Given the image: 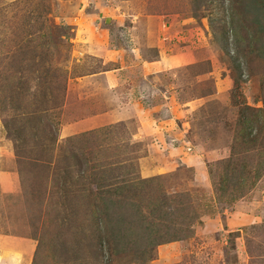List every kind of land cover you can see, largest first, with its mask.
<instances>
[{
	"label": "rangeland",
	"instance_id": "374dc122",
	"mask_svg": "<svg viewBox=\"0 0 264 264\" xmlns=\"http://www.w3.org/2000/svg\"><path fill=\"white\" fill-rule=\"evenodd\" d=\"M236 1L0 0V167L21 183L0 188V233L36 241L30 264H264V34L233 43L228 14L253 31L264 18L247 11L259 0ZM145 13L170 16L149 29L184 57L151 77L152 96L131 53ZM98 30L126 50L120 100L97 77L120 66L91 48ZM163 199L183 233L156 249L142 218ZM239 214L251 220L234 229ZM108 230L123 239L101 244Z\"/></svg>",
	"mask_w": 264,
	"mask_h": 264
},
{
	"label": "crops",
	"instance_id": "0c3cea01",
	"mask_svg": "<svg viewBox=\"0 0 264 264\" xmlns=\"http://www.w3.org/2000/svg\"><path fill=\"white\" fill-rule=\"evenodd\" d=\"M101 14V12L98 13V16ZM145 15V16H144ZM123 15H120L122 17ZM136 19H139V26L134 29H137V35L139 34H144V36H141V41L139 43V47H135L134 49L131 48V53L135 56V59L142 60V68L144 69L145 72V80H146V91L149 93V96H152L154 94V91L152 90V80L151 77L157 75L158 73L165 72L167 70H173L176 68H179L181 65L184 57L182 53L180 52H175L172 49V45L170 43L164 42V38L162 37L163 33H159L156 35L153 31L149 29L148 23L152 22L153 20H161L162 23H166L165 20H168L170 16L166 15H159L155 16H146V13L139 16H134ZM149 19V20H148ZM149 21V22H148ZM151 24V23H150ZM167 25V24H165ZM100 27V25H98ZM146 28H148L146 31ZM95 33V31H92ZM126 33V32H125ZM106 32L105 30H98V34L95 35L96 39L94 44H92L91 48L95 50V53H98L99 57H102L104 66L108 65L109 63H113V65H116L115 63H120V66L114 67L113 69H107L100 74L97 75V77H103V81L105 83V86L107 87V90H110L112 92V98H116L117 100H120V91H122L123 82L124 79L123 77L120 79L118 78V75L124 71L128 67L124 63V60L120 61L123 59V54L121 52H126V50H119L115 49L113 50H108L107 46L105 45L104 41L100 38L99 36H105ZM89 41H92L90 39ZM94 41V40H93ZM157 42L156 44H151V42ZM130 48V44H129ZM150 50H154L155 54L153 56H150V60L144 59V55L146 53H150ZM104 50L103 52H101ZM122 52V53H123ZM146 60V61H145ZM128 64V63H127ZM149 69H152L150 72ZM157 69L158 71L154 70ZM126 82V81H125ZM130 84H128L129 86ZM128 90V89H127ZM97 91V88L95 89ZM130 91V90H129ZM159 91V90H158ZM162 92V94L167 98L168 95L165 90L159 91ZM172 95V94H171ZM146 114V113H145ZM142 130L140 129L139 135L143 136H151L154 135L156 132L155 128V123L148 122V120L144 123L142 121ZM154 137L153 139H155ZM158 148H161V146H158ZM157 147L154 145L153 149L157 150ZM161 153L159 152V155ZM191 160V159H190ZM199 158L196 159L195 157V162H197ZM6 168L9 166H15V164L12 163V161H8ZM0 188L3 190L4 193H9L11 195L19 194L21 191V183L18 178V173L12 170H6L0 167ZM1 219V218H0ZM251 220V216L246 215V214H239L237 216L236 222H234V219L231 220L229 219V226L234 227H240L243 224H240L242 222H249ZM36 249V241L31 240V239H24L23 237L19 236H13V235H6L5 233H0V264H30V261L32 259V256L35 252ZM19 255V256H18ZM2 259V262H1ZM11 259V260H7ZM6 261V262H5ZM8 261V263H7Z\"/></svg>",
	"mask_w": 264,
	"mask_h": 264
},
{
	"label": "trees",
	"instance_id": "16d2710c",
	"mask_svg": "<svg viewBox=\"0 0 264 264\" xmlns=\"http://www.w3.org/2000/svg\"><path fill=\"white\" fill-rule=\"evenodd\" d=\"M241 1H243V0H241ZM229 2L233 6H236L238 4V7H239V3L240 2H238L236 0H231V1L229 0ZM238 7H236L235 9L231 8V10H230V12L228 14V16H229V24H230V28H231V33H233L232 37L234 38L233 39L234 40L233 43H237V42L239 43V41L243 39L239 32L241 31V29H244V30L248 31L249 37L252 38L251 41H250V45H254L255 42L259 41V39H258L259 36L264 34V23L259 21L260 19L254 20V25L256 26V28L253 31V28L250 27V24L245 25V23L241 20V17H240V15L238 13V10H237ZM247 8H248L247 11L252 10V12H254L257 16H263V18H264V0L253 1ZM255 45L257 46V44H255ZM255 51H256V53H258L260 55V57H263V59H264V45L260 44L252 52H255ZM121 188H122V186L117 188V189H115V192L116 193H117V191L120 192ZM108 192H109V194H112V190H110ZM153 201H155V200H153ZM167 205H168V203H166V199H163V200L159 201L158 205L154 206L153 209L148 214L143 216V218H142V220L146 221V227H145V229H146V233H145L146 237L150 238V241L153 240V239H157L155 241L156 249H157V246H160L162 244H167V243H170V242H173V241L182 240L181 234L183 232L179 235V233H178L179 231L178 230L182 227L181 225L184 222L183 217H179V219L175 220L174 222H172L170 220L171 224L165 223L166 221H168V215H165V214L171 213V212H169L167 210ZM156 221L161 222V224L158 225L156 223ZM140 222H141V220H140ZM163 223H165L167 229L169 228L168 225H170L171 226L170 229H173L174 231H173V233L167 234V236L164 239L160 240L159 237H161V235H162L161 232L163 230V225H162ZM111 230L107 231V233L105 235L106 239H103V237L100 238V243L101 244H103L104 242H106V240H108L110 242V245H111V244H113L114 240L118 241L119 239H123V238H117L118 235H116L117 234L116 232H119V231H115V232L111 233V232H109ZM119 235H123V234L119 233ZM123 236L126 238L127 231H126V234L123 235ZM150 244H151V242H150ZM126 246L127 245L124 244V246L122 248H124ZM151 247H153V246L147 247L149 250L146 251V254L153 251V248L150 249ZM116 252L117 251L115 250V252L113 254H115ZM118 252L121 253L122 251H118ZM156 252L157 251H155V253ZM146 259L149 260V261H152L153 260L152 253L150 255L147 254ZM141 261L142 260H139V262H141ZM144 261H142L141 263H146Z\"/></svg>",
	"mask_w": 264,
	"mask_h": 264
}]
</instances>
